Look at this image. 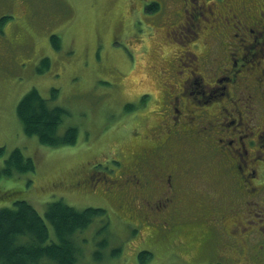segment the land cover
I'll return each instance as SVG.
<instances>
[{
	"label": "rangeland",
	"instance_id": "rangeland-1",
	"mask_svg": "<svg viewBox=\"0 0 264 264\" xmlns=\"http://www.w3.org/2000/svg\"><path fill=\"white\" fill-rule=\"evenodd\" d=\"M216 1L185 0L184 9L183 0H0V146L4 147L0 168L16 147L34 162L31 170L0 175V189L16 191L15 196L0 200V207L18 198L31 203L41 215L56 199L78 209L105 208L106 230L99 232L104 221L95 218L77 234L79 264H264V228H258L264 221H257V216L264 215V204L253 208L258 212L251 216L253 220L245 214L252 204L226 216L222 246L228 258L221 248L216 252L217 226L209 232L215 235L208 236L204 229L188 227L168 245L162 230L171 231L172 224H164L161 215L156 216L160 223L148 216L152 208L146 203L128 209L115 181L127 183L135 155L143 148L158 151L168 125L165 112L174 114L170 101L179 96V126L194 138H170L172 152H160L173 166L176 185L183 187L180 203L183 208H195L192 213L203 214L198 210L205 209L198 208L200 200L209 203L222 189L227 190L223 202L241 200L233 197L231 184L225 188V177L213 174L215 170L226 172L222 161L231 162V157L219 156L211 138L210 142L200 138L216 134L212 129L216 124L208 119L226 101L217 102V92L211 101L189 103L191 97L201 95L195 90L187 94V77L193 71V77L202 75L211 83L219 67L229 73L228 65L220 64L229 52H236L242 74H249L264 67V56L254 55L258 45L249 48L247 41H241V37L250 40L242 29L233 30L232 22H223L227 5L225 0L212 4ZM151 2L158 5L150 6ZM232 2L234 7L244 4L264 11V0ZM43 59H47L46 67L41 65ZM33 87L50 106L65 109L57 133L76 127L74 144L49 146L23 131L16 105ZM257 143L262 150L259 158L253 163L247 157L248 169L253 167L256 172L239 184L254 186L252 191L264 199L260 184L264 180V141ZM83 177L86 182L77 183ZM131 202L139 204L134 198ZM195 221L204 226L208 219ZM182 224L187 222L177 225L182 228ZM103 238L107 245L101 250L102 257L95 258L93 252ZM117 247L120 251L112 254L111 249ZM142 250L150 252L143 260Z\"/></svg>",
	"mask_w": 264,
	"mask_h": 264
},
{
	"label": "flooded vegetation",
	"instance_id": "flooded-vegetation-1",
	"mask_svg": "<svg viewBox=\"0 0 264 264\" xmlns=\"http://www.w3.org/2000/svg\"><path fill=\"white\" fill-rule=\"evenodd\" d=\"M219 1L223 0H218L212 4ZM232 1L233 0H225L224 2L227 7L226 17H221L223 22H232L233 30L237 28V30L242 29L243 36H247L250 40L241 37V41H247L248 43H246V45L249 46V48L258 45L254 55H257V53L260 52V54L264 56V11L259 10L257 12L258 9L252 10L244 4L242 7H234ZM183 5L185 9V0H183ZM234 35L236 36L237 34L234 33ZM242 45L244 46V44ZM250 51L251 53L254 52L253 49H250ZM225 58V61L220 64L228 65L229 73H227L228 71L226 67L223 69L219 67V71L216 74L221 73L222 76L217 77V75L214 74L211 83H208V80H204L202 75L198 74L199 78H196L195 76L193 77V71L192 75L187 77L190 88V90L187 91V94H192L195 90L197 93H200L201 96H206L204 99H202L201 96H199V99L191 97L189 103L200 104L206 101H211L213 94L217 92L219 93L215 94V96H218L219 100L216 101L222 102L223 98L226 101V103H221L218 112H214L213 118L208 119V122L212 125L216 124V128H212L214 130L213 132L216 131V134H214L215 137L209 134L198 136L206 142H210L211 138L213 141V149L219 156L223 157V155H225L231 157V162L226 158L222 161L224 168L227 169V171L223 173L228 176V179H231L230 182L236 184V186L232 188L234 193L233 197L240 199L237 198L235 193L241 194L242 197L241 200L238 201H231L230 199V202H223L222 196L227 190L222 189L218 193V196L209 198V203L203 200L205 212L200 214V218L204 217L208 219V222L206 223L208 232L213 231L210 228L216 226L218 231H224L226 216L242 212L245 209H248L251 204L252 206L249 208L248 213L245 214L246 217L253 220L251 216L258 215V212L253 208L264 204V199L259 196V192L252 191L254 186L239 184L240 180L235 181V179L231 177L233 170L232 168L229 169L230 165H236L238 170L243 173V178L249 176L250 173L256 172L253 167L248 169L250 166L247 164V157L251 156V162L255 163L256 159L259 158L258 155H261L258 154V152L262 153L257 142L261 140L264 141V67L260 66L258 71L254 70L249 74H242L241 68L238 67V57L236 52H229L228 55H225ZM218 82H220L219 85L217 84ZM185 88L187 89V86H185ZM183 91L184 86L181 88V95L183 94ZM206 91L208 94H205ZM241 95H245L246 97L241 98ZM177 97L180 99L179 96H176L175 100L170 101L174 104V114H167L165 112L164 115V112L161 113L162 116L164 115L165 120L168 121V125L166 126L164 140L160 141L158 144V151L143 148L139 154L135 155L136 160L127 176V183L121 185L118 183L117 179L115 180L117 182L116 185L120 187L121 193H119L122 197H126L125 200L129 209H133L132 207L140 208L141 204L146 203L152 208V210L148 209L152 218L159 222L156 216L161 215L166 220L164 224L170 223V220L175 221L179 219V209L182 207V204L180 203V195L182 194L183 187L176 185L173 166H169L166 163L164 158L166 155L160 151L165 149L167 153L172 152V148L169 145L170 138L174 137L176 141L180 140L182 137L186 140H192L194 138L190 133H186V130L179 126L181 119L176 117V112L178 113L180 109L179 106L176 105V102L178 104H180V102ZM230 104H232L231 108L226 106ZM258 122H261L260 126L258 125ZM204 128V131L208 133V127L204 126ZM228 163L231 164L227 165ZM146 175H149L150 178H147ZM227 176H224L226 181L228 180ZM260 184L264 186V180L263 183ZM227 187L229 188V185ZM251 196L256 197V202L250 198ZM133 198L137 199L139 204L132 203L131 200ZM217 204L219 206H217L216 212H213L212 208ZM199 207L200 203L198 205V208ZM184 208L185 212H193L195 209L190 207ZM262 210H264V206ZM143 213L145 212L143 211ZM192 215L195 216L196 213H192L189 217L192 218ZM257 217V221H264V215L262 216L260 214ZM258 228H264V225L259 226Z\"/></svg>",
	"mask_w": 264,
	"mask_h": 264
},
{
	"label": "trees",
	"instance_id": "trees-1",
	"mask_svg": "<svg viewBox=\"0 0 264 264\" xmlns=\"http://www.w3.org/2000/svg\"><path fill=\"white\" fill-rule=\"evenodd\" d=\"M157 5L155 2L150 3V6ZM51 37L54 46H57L54 36ZM41 65L46 67L47 59H43ZM55 93L56 89L53 88L51 90L52 98L55 97ZM125 109L129 110L130 107L127 106ZM65 112L62 106H50L47 99L34 87L26 92L16 105L17 117L22 124L23 131L27 135L36 136L42 144L49 146L71 145L76 142L77 128L74 126L66 127L62 134L57 133L58 126ZM3 153L4 147L0 146V156ZM229 164L231 163L227 165ZM33 168V159L25 156L21 149L16 147L4 159V165L0 168V175H9L13 172H22ZM230 168L233 170L231 177L235 181L240 180L241 183L245 182V178L242 176L243 173L238 170L236 165H230ZM213 174L218 176L217 178L220 176L224 177L223 172L219 170H215ZM223 180L225 181L224 178ZM81 182H86L85 177L81 181H77V183ZM226 182L231 184L230 188L236 186L234 182H230L229 180ZM225 186V188H228V185ZM15 193V190L0 189V200L9 199L15 196ZM235 194L237 198H242L241 194ZM217 206L219 205L217 204L212 208L213 212H216ZM201 207L205 208L203 200L200 201L199 208ZM198 210L203 211V213L205 212V209ZM198 213L195 216L192 215L191 218L189 216L192 212H185L182 206L179 209V219L170 221L172 224L171 231L165 232V230H162V235L167 237L166 243L168 245L172 244L177 237H181V234L188 227L189 230L199 229L203 231L204 229L203 232L207 236L215 235L207 231L206 224L203 226L200 222L195 221V219L201 216ZM181 215L188 217L183 218ZM106 217H108L107 212L103 207L87 206L78 209L61 199L50 201L45 208L44 214L41 215L31 203L17 198L12 202V205L0 207V264H79L78 259L81 250L78 232L84 230L95 218H101L104 221L99 228V232L106 230L108 227V218ZM184 220L187 224H182V228L177 225ZM175 225L177 226L175 227ZM217 235L216 252L217 249L221 248L222 254L229 258L230 255L225 254L226 250L222 246V241L226 239L224 237L225 234L222 230H219ZM172 238L175 239L171 240ZM97 245L98 249L94 250L93 255L95 258H101V250L107 245V240L103 238L97 242ZM119 251V247L111 249L112 254ZM147 255L149 256L150 252L142 250L140 254L141 260L145 259Z\"/></svg>",
	"mask_w": 264,
	"mask_h": 264
}]
</instances>
